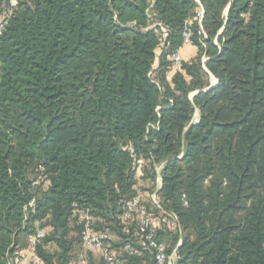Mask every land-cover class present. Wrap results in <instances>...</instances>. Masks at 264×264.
Here are the masks:
<instances>
[{"label": "trees", "instance_id": "16d2710c", "mask_svg": "<svg viewBox=\"0 0 264 264\" xmlns=\"http://www.w3.org/2000/svg\"><path fill=\"white\" fill-rule=\"evenodd\" d=\"M185 29L196 50L176 71ZM136 197L172 220L156 238L180 240L176 264H264V0H17L0 35V264L37 227L44 263L74 264L72 204L118 264H154L123 249Z\"/></svg>", "mask_w": 264, "mask_h": 264}, {"label": "built area", "instance_id": "2783aa9c", "mask_svg": "<svg viewBox=\"0 0 264 264\" xmlns=\"http://www.w3.org/2000/svg\"><path fill=\"white\" fill-rule=\"evenodd\" d=\"M17 0H0V35L2 34L9 19L13 15L16 8ZM162 36H167V29L160 26ZM183 44H190V30L185 29L183 31ZM161 48L164 49L163 42L160 43ZM168 59L171 63V67L176 70H181L182 58L179 50L173 51L168 54ZM130 151V149H129ZM140 164H144L143 161H139ZM140 172L135 171V176L138 177ZM41 176H38L35 184L39 182ZM46 181V180H45ZM48 183V181H46ZM151 203L156 209H160L159 201L157 197L152 195ZM34 199H32L28 206L32 208L35 206ZM74 212L77 215V219L82 226L81 231V252L74 264H86V257L84 256V250L97 253L103 264H118L115 250H112L111 242L112 236L108 231L95 230L93 216L87 209H76L77 206L72 204ZM120 220L123 223V232L127 236L125 239L124 251L131 254H139L141 251H145L153 255L154 264H176L179 259L177 247L180 244V240L174 246V248L167 252V246L156 238V232L163 229L168 225L173 226V222L167 216H164L160 210L159 213L154 209L149 208L146 203L142 202L138 197L133 198L126 202L123 207V211L120 215ZM45 235L44 229L39 227L34 228L32 232L27 234L26 247L23 253L16 259L15 264H45L44 261L36 253V245Z\"/></svg>", "mask_w": 264, "mask_h": 264}, {"label": "rangeland", "instance_id": "374dc122", "mask_svg": "<svg viewBox=\"0 0 264 264\" xmlns=\"http://www.w3.org/2000/svg\"><path fill=\"white\" fill-rule=\"evenodd\" d=\"M182 55H183L184 58L188 57V53L187 52H184ZM180 56H181V53H180ZM181 58H182V56H181ZM158 186H159V179H157L156 188ZM138 188L141 189V190H139V193H140L139 197L142 200H144L145 202L149 203L150 200H151V197H153L152 195H154L153 194L154 191L153 192H150V191L148 192V189L150 188V183L148 181H146V180H140V181H138ZM142 189H147V190L144 191ZM109 234L111 235V233H109ZM112 239L113 240L111 242V247H112V250L114 251V245H113V241H115L114 237H112ZM80 246H81V249H82V245L81 244H80ZM83 253H84L85 257L87 255V257L91 258L94 262H97V261L101 260L100 255L97 254V253L89 252L88 250H84Z\"/></svg>", "mask_w": 264, "mask_h": 264}, {"label": "crops", "instance_id": "0c3cea01", "mask_svg": "<svg viewBox=\"0 0 264 264\" xmlns=\"http://www.w3.org/2000/svg\"><path fill=\"white\" fill-rule=\"evenodd\" d=\"M196 48L191 46V45H185L184 47H182V49L180 50L181 56L183 57V53L187 52L188 53V57L184 58V59H188L191 58L194 55Z\"/></svg>", "mask_w": 264, "mask_h": 264}, {"label": "water", "instance_id": "95a60500", "mask_svg": "<svg viewBox=\"0 0 264 264\" xmlns=\"http://www.w3.org/2000/svg\"><path fill=\"white\" fill-rule=\"evenodd\" d=\"M227 11V7L225 8V12ZM216 82V81H215ZM214 83V82H213ZM197 121V117L194 119L193 122H196Z\"/></svg>", "mask_w": 264, "mask_h": 264}]
</instances>
